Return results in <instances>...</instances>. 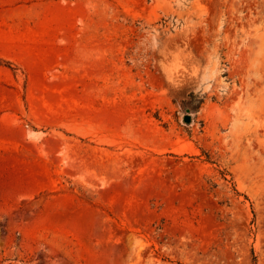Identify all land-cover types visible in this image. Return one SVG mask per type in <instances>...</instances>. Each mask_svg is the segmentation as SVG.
I'll use <instances>...</instances> for the list:
<instances>
[{
    "label": "rangeland",
    "instance_id": "1",
    "mask_svg": "<svg viewBox=\"0 0 264 264\" xmlns=\"http://www.w3.org/2000/svg\"><path fill=\"white\" fill-rule=\"evenodd\" d=\"M36 15L69 52L0 109V264H264V0Z\"/></svg>",
    "mask_w": 264,
    "mask_h": 264
},
{
    "label": "crops",
    "instance_id": "2",
    "mask_svg": "<svg viewBox=\"0 0 264 264\" xmlns=\"http://www.w3.org/2000/svg\"><path fill=\"white\" fill-rule=\"evenodd\" d=\"M52 0H0V109L12 105L19 109L21 104L19 89L22 85L21 74L26 75L25 101L35 104L39 101L28 93L31 88L52 86L47 81L48 67L54 62L53 55L68 54V44H62V37H54L44 31V20L38 21V5L51 4ZM55 41V42H54ZM54 47H56L54 49ZM55 50V51H54ZM8 60L11 64L4 62ZM37 120H47L53 113L31 112ZM5 116V115H4ZM48 122V121H46Z\"/></svg>",
    "mask_w": 264,
    "mask_h": 264
},
{
    "label": "bare ground",
    "instance_id": "3",
    "mask_svg": "<svg viewBox=\"0 0 264 264\" xmlns=\"http://www.w3.org/2000/svg\"><path fill=\"white\" fill-rule=\"evenodd\" d=\"M69 113H70V112H69ZM69 113H68V114H69ZM64 114H65V113H64ZM48 118H49V117H48ZM49 120H50V119H49Z\"/></svg>",
    "mask_w": 264,
    "mask_h": 264
},
{
    "label": "water",
    "instance_id": "4",
    "mask_svg": "<svg viewBox=\"0 0 264 264\" xmlns=\"http://www.w3.org/2000/svg\"><path fill=\"white\" fill-rule=\"evenodd\" d=\"M188 120L190 119V118H187Z\"/></svg>",
    "mask_w": 264,
    "mask_h": 264
}]
</instances>
